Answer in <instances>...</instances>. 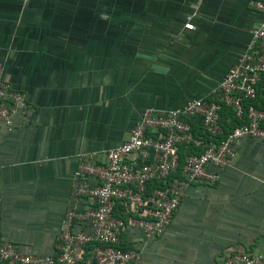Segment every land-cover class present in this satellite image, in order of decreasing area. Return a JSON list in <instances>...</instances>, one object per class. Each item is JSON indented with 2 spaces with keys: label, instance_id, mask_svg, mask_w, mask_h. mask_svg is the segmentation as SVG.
<instances>
[{
  "label": "crops",
  "instance_id": "crops-1",
  "mask_svg": "<svg viewBox=\"0 0 264 264\" xmlns=\"http://www.w3.org/2000/svg\"><path fill=\"white\" fill-rule=\"evenodd\" d=\"M259 19L247 0H0V77L29 105L21 125L0 122V244L55 255L77 154L101 161L144 108L209 98ZM232 147L216 182L185 183L160 235L124 229L132 264H222L264 249V141Z\"/></svg>",
  "mask_w": 264,
  "mask_h": 264
},
{
  "label": "built area",
  "instance_id": "built-area-1",
  "mask_svg": "<svg viewBox=\"0 0 264 264\" xmlns=\"http://www.w3.org/2000/svg\"><path fill=\"white\" fill-rule=\"evenodd\" d=\"M247 4L260 19L210 97H192L165 109L144 108L128 136L106 149L101 161L94 152H79L55 255L25 253L5 242L0 244V264H132L138 251L120 245L126 227L160 235L179 206L186 182H216L234 155L236 138L246 135L264 141V0ZM28 108L25 93L0 77L4 127L21 125ZM223 108L230 112L227 122H238L226 133ZM190 118H198L200 133L193 131ZM187 147L191 151L180 163ZM87 177L93 178L92 185ZM222 264H264V249L233 251Z\"/></svg>",
  "mask_w": 264,
  "mask_h": 264
},
{
  "label": "trees",
  "instance_id": "trees-1",
  "mask_svg": "<svg viewBox=\"0 0 264 264\" xmlns=\"http://www.w3.org/2000/svg\"><path fill=\"white\" fill-rule=\"evenodd\" d=\"M223 119H222V124H223V132L224 133H226V132H228L229 131V129L233 126V125H235L236 123H238L236 120H234V119H232V121L229 123V122H227L226 121V117L228 116V115H230V112H229V110L228 109H226V108H223ZM197 133H200V132H198L197 131ZM191 151V148L190 147H187V148H185L184 149V151L182 152L181 151V156H180V163H181V161H182V158H183V155H184V153H187V152H190ZM121 247H123L124 248V246H121Z\"/></svg>",
  "mask_w": 264,
  "mask_h": 264
}]
</instances>
